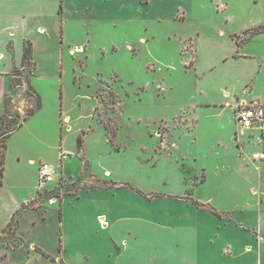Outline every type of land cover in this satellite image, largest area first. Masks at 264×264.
Here are the masks:
<instances>
[{
  "label": "rangeland",
  "instance_id": "rangeland-1",
  "mask_svg": "<svg viewBox=\"0 0 264 264\" xmlns=\"http://www.w3.org/2000/svg\"><path fill=\"white\" fill-rule=\"evenodd\" d=\"M164 13L172 16L121 17L86 24L84 32L70 25L73 39L87 41L71 49L61 81L34 78L38 93L29 85L31 59L13 69L22 87L11 82L5 94L10 116L17 114L11 125L34 113L0 140V220L31 192L28 205L78 186L112 187L94 173L102 157L149 166L155 184L176 191L196 180L200 166L214 170L235 155L234 141L251 130L242 133L232 111L241 103L264 106L249 99L253 91L264 97V0H190ZM41 161L57 172L39 189ZM216 185L212 178L199 190L208 195ZM15 219L5 228L13 244Z\"/></svg>",
  "mask_w": 264,
  "mask_h": 264
},
{
  "label": "crops",
  "instance_id": "crops-1",
  "mask_svg": "<svg viewBox=\"0 0 264 264\" xmlns=\"http://www.w3.org/2000/svg\"><path fill=\"white\" fill-rule=\"evenodd\" d=\"M189 4L0 0V111L13 69L24 67L25 46H30L33 62L29 85L38 93L34 78L61 81L62 73L71 69V49L87 41L73 39L70 25L84 32L86 24L145 14L165 17L170 6L177 10ZM253 94L249 99L264 102L261 94ZM250 130L249 136L234 141L229 162L223 160L214 170L200 166L196 180L180 182L176 191L167 183L155 184L157 172L149 166H117L114 159L106 164L102 157L105 162L98 161L94 173L112 179V187L78 186L61 198L28 205L31 192L0 220V264H264V130ZM251 153L262 157L254 159ZM212 178L217 185L205 195L199 184ZM17 209L13 244L5 228Z\"/></svg>",
  "mask_w": 264,
  "mask_h": 264
},
{
  "label": "built area",
  "instance_id": "built-area-1",
  "mask_svg": "<svg viewBox=\"0 0 264 264\" xmlns=\"http://www.w3.org/2000/svg\"><path fill=\"white\" fill-rule=\"evenodd\" d=\"M234 119L242 132L247 129H264V106L254 101L251 104H238L233 111ZM56 167L51 163L41 161L37 168V188H43L56 180ZM55 197L49 198L53 200Z\"/></svg>",
  "mask_w": 264,
  "mask_h": 264
},
{
  "label": "trees",
  "instance_id": "trees-1",
  "mask_svg": "<svg viewBox=\"0 0 264 264\" xmlns=\"http://www.w3.org/2000/svg\"><path fill=\"white\" fill-rule=\"evenodd\" d=\"M142 1L145 2L147 0H142ZM29 59H31V48H30L29 45H27V46L24 47L23 60H24V62H27V61H29ZM13 75L14 76H13V78L11 80L13 86L20 85L21 84V79L19 78V76H16L15 74H13ZM3 106L4 107H3L2 111L0 112V140L1 141L3 139H7L16 129H18L19 127L22 126V122L27 116H29V115L34 113V111L32 109H28L27 114L24 117H22V120L17 121L14 124L11 125V123L16 120V115L17 114L15 112L14 113V117L10 116L11 115L10 114L11 113L10 112L11 111V106H10V96L9 95H5ZM3 123L6 124L5 127L2 126ZM247 130H250V129H247ZM255 130H258V131L262 132L264 129L263 130L255 129ZM3 146L5 148L4 144H3ZM4 154H5L4 151H2L1 154H0V185L2 184L3 162H4V158H5ZM137 191H139L144 196H147L146 194L142 193L140 190H137ZM150 195L153 196V195H158V194L157 193H151ZM193 202L196 205H199L197 201L193 200ZM210 208H211V211H213L215 214H219V212L217 210H215L213 207H210ZM18 213H19V210H16L13 213V216L14 215L16 216ZM7 226H9V224Z\"/></svg>",
  "mask_w": 264,
  "mask_h": 264
}]
</instances>
